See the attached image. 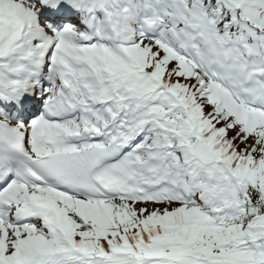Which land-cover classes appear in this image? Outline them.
<instances>
[{"label":"snow or ice","instance_id":"obj_1","mask_svg":"<svg viewBox=\"0 0 264 264\" xmlns=\"http://www.w3.org/2000/svg\"><path fill=\"white\" fill-rule=\"evenodd\" d=\"M0 264H264V0H0Z\"/></svg>","mask_w":264,"mask_h":264}]
</instances>
